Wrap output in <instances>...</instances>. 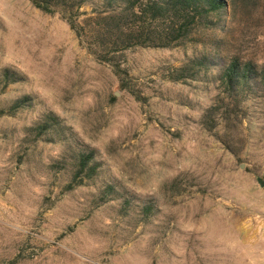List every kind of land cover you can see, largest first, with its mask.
Wrapping results in <instances>:
<instances>
[{
    "label": "rangeland",
    "instance_id": "374dc122",
    "mask_svg": "<svg viewBox=\"0 0 264 264\" xmlns=\"http://www.w3.org/2000/svg\"><path fill=\"white\" fill-rule=\"evenodd\" d=\"M203 41L126 50L122 84L61 14L0 0V109L26 100L0 116V264H264V101L228 120L210 76L176 80ZM47 114L66 140L33 130ZM80 148L98 176L70 189Z\"/></svg>",
    "mask_w": 264,
    "mask_h": 264
},
{
    "label": "trees",
    "instance_id": "16d2710c",
    "mask_svg": "<svg viewBox=\"0 0 264 264\" xmlns=\"http://www.w3.org/2000/svg\"><path fill=\"white\" fill-rule=\"evenodd\" d=\"M263 0H29L37 9L48 14H61L87 50L97 60L112 66L122 84L127 71L116 61L121 53L131 48H172L194 42L204 36L199 55L188 65L176 69L179 78L210 76L218 84L219 103L213 107L230 120L247 101H264V60L244 53L246 33L252 29L255 41L264 40L263 23L257 22ZM91 6V17L83 25L80 9ZM257 22L256 25H252ZM220 33L231 36L219 38ZM239 33V39L235 35ZM212 37L211 40L209 38ZM264 59V57H263ZM9 82L10 74L5 75ZM26 100L14 102L9 111L0 109V116L12 115L25 105ZM212 109L208 110L211 113ZM210 115V114H209ZM208 118V115H207ZM211 119V116H209ZM39 135L62 136L65 127L59 118L47 114L35 124ZM75 169L69 188L73 189L98 176L100 164L94 150L74 152ZM113 186L102 192V198L116 194ZM126 202V201H125ZM151 206L142 213L148 216Z\"/></svg>",
    "mask_w": 264,
    "mask_h": 264
},
{
    "label": "water",
    "instance_id": "95a60500",
    "mask_svg": "<svg viewBox=\"0 0 264 264\" xmlns=\"http://www.w3.org/2000/svg\"><path fill=\"white\" fill-rule=\"evenodd\" d=\"M258 184L260 187H263L264 186V180L258 179Z\"/></svg>",
    "mask_w": 264,
    "mask_h": 264
}]
</instances>
